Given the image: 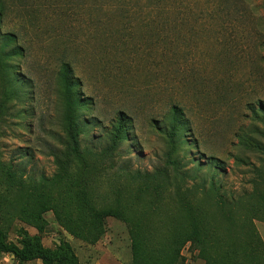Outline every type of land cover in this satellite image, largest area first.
<instances>
[{"label":"rangeland","instance_id":"1","mask_svg":"<svg viewBox=\"0 0 264 264\" xmlns=\"http://www.w3.org/2000/svg\"><path fill=\"white\" fill-rule=\"evenodd\" d=\"M64 64L78 80L71 107ZM0 164L9 241L18 228L37 233L17 213L34 185L50 197L43 245L63 238L81 264L131 260L120 221L107 219L95 245L67 233L82 196L96 209L120 198L161 240L189 233L186 202L210 237L258 240L264 0H0ZM181 254L204 264L189 243ZM0 264L21 263L0 255Z\"/></svg>","mask_w":264,"mask_h":264},{"label":"trees","instance_id":"2","mask_svg":"<svg viewBox=\"0 0 264 264\" xmlns=\"http://www.w3.org/2000/svg\"><path fill=\"white\" fill-rule=\"evenodd\" d=\"M70 66L64 64L60 79L65 92L69 95L68 104L73 106L72 91L74 85ZM78 81V80H76ZM121 119V118H120ZM121 129V128H120ZM68 136L71 140L70 149L77 152V131L72 124V118H68ZM257 148V145H252ZM1 167H3L0 164ZM3 170V168H1ZM58 176L61 180L66 175L65 169ZM7 183L13 187L17 183L11 172L5 170ZM22 183V182H20ZM264 185V182H263ZM41 188L47 189L46 184ZM50 197L45 192L39 191L36 186L29 185L27 197L22 205L17 208V213L22 220L36 234L31 235L23 228L15 231L17 241L10 242L7 232L0 227V255L12 256L18 263L40 262V264H81L71 245L63 238L53 248L45 247L42 243L40 217L50 210ZM79 218L71 227L65 226L67 233L90 245L99 242L105 232V221L115 219L126 225L130 240L131 260L129 264H184L185 260L181 254L184 246L189 243L198 250V258L204 264H264V242L258 236V240L239 242L221 240L218 237H210L203 229V218L198 209L191 202H186L184 210L189 222V233L181 234L175 232L168 238L162 237L153 231L146 229L140 217L127 214L128 209L119 198L110 207L96 209L90 204L86 196L78 198ZM257 200L264 201V194H259ZM211 238V239H210ZM230 240V239H229ZM209 251H213L212 255Z\"/></svg>","mask_w":264,"mask_h":264},{"label":"crops","instance_id":"3","mask_svg":"<svg viewBox=\"0 0 264 264\" xmlns=\"http://www.w3.org/2000/svg\"><path fill=\"white\" fill-rule=\"evenodd\" d=\"M259 227H260V226H259ZM259 227H257L256 229H257V231H258V233H259V236H260L262 242H264V235H263V233H264V228H263V227L259 228Z\"/></svg>","mask_w":264,"mask_h":264}]
</instances>
